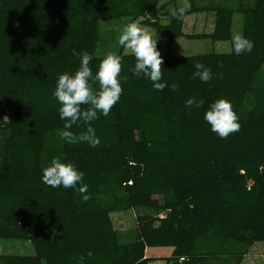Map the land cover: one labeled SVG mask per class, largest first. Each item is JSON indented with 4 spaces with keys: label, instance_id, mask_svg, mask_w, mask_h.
<instances>
[{
    "label": "trees",
    "instance_id": "trees-1",
    "mask_svg": "<svg viewBox=\"0 0 264 264\" xmlns=\"http://www.w3.org/2000/svg\"><path fill=\"white\" fill-rule=\"evenodd\" d=\"M158 1L0 0V238L33 248L0 254V264H78L81 255L84 264H148L150 247L172 249L166 264H240L264 241V0L203 7L190 0L182 14L166 13V25ZM204 10L213 12L212 30L184 34L183 17ZM235 12L254 42L250 52L168 53L161 82L169 87L156 91L133 74L135 56L121 47L122 95L107 117L91 122L99 145L59 137L58 77L79 68L73 49L93 57L95 74L101 20L148 15L141 23L166 34L169 49L181 36L230 40ZM196 62L212 70V80L192 78ZM193 97L204 105L186 108ZM219 98L231 102L241 124L226 139L204 120ZM55 156L84 173L87 202L75 189L42 182V166ZM126 210L137 212L136 223L122 239L110 214Z\"/></svg>",
    "mask_w": 264,
    "mask_h": 264
},
{
    "label": "clouds",
    "instance_id": "clouds-1",
    "mask_svg": "<svg viewBox=\"0 0 264 264\" xmlns=\"http://www.w3.org/2000/svg\"><path fill=\"white\" fill-rule=\"evenodd\" d=\"M180 14L183 9L179 10ZM177 11L172 10L171 15L177 16ZM118 43L135 56L136 63L131 69L134 75L143 74L151 82L154 90L163 91L169 85L161 82L163 78L164 63L160 51L157 49V40L142 29L137 23L126 24L118 38ZM234 52L239 55L250 52L254 42L246 38L242 33H234L231 37ZM73 55L80 58L79 68L74 74L64 72L59 75L53 96L60 104L59 116L64 120L63 128L58 130L59 137L70 144L86 142L92 147L99 145L100 140L96 136L91 122L99 119L98 113L107 117L119 101L123 88L118 79L121 71V57L115 52L109 51L100 60L97 71L93 74L90 62L93 57L87 52H77L73 49ZM196 71L192 78H199L202 82H209L213 78L212 70L201 62L194 65ZM99 85L98 89L94 85ZM172 91H177L179 85L171 83ZM87 105V108L82 106ZM204 105V100H196L194 97L185 101L186 108L195 106L197 109ZM204 120L211 126V131L221 139H226L230 134L238 132L241 128L239 117L233 109V105L225 98H219L210 104L205 111ZM79 122V123H78ZM73 125L84 130L74 133ZM42 182L52 188H72L82 195L84 202L91 197L87 194V185L83 183L84 173L79 171L71 162H62L61 156H55L47 166H42ZM79 185V187H78ZM61 235L63 233H60ZM57 232L52 229V240H55ZM89 251L87 256H92ZM84 255L79 257L78 264H84Z\"/></svg>",
    "mask_w": 264,
    "mask_h": 264
},
{
    "label": "rangeland",
    "instance_id": "rangeland-1",
    "mask_svg": "<svg viewBox=\"0 0 264 264\" xmlns=\"http://www.w3.org/2000/svg\"><path fill=\"white\" fill-rule=\"evenodd\" d=\"M248 0H245V2ZM195 7H203L213 4H224L227 6H235L238 4L237 0H192ZM190 0H159L158 15L159 21L162 24H168L169 19L166 13L172 10L183 11L188 10ZM145 17H120L117 19H103L100 21V31L102 42L99 46L98 53L104 56L105 53L112 51L117 53L121 50V45L118 43L119 35L123 27L131 22L137 23L142 29H146L151 35L153 40H157V49L160 51L161 56L165 57L168 53L175 56L196 55L204 54L211 51L215 52H230L234 51L230 40L211 42L210 39H190L184 36L178 37L173 40L169 49L166 45L167 35L157 33L151 26L141 23ZM182 32L186 35L210 32L213 28L214 17L213 12L204 10L199 12L188 13L183 17ZM243 17L240 13H234L231 24V37L234 33H242ZM123 54H131L130 50L122 48ZM114 228L122 234V239H127L128 231L135 226L136 211L126 210L121 212H113L110 214ZM170 247H150L147 248L145 253L148 257L154 258L148 264H166L164 258L170 256ZM33 248L30 242L22 240L4 239L0 238V254H32ZM240 264H264V241L255 242L244 256Z\"/></svg>",
    "mask_w": 264,
    "mask_h": 264
},
{
    "label": "built area",
    "instance_id": "built-area-1",
    "mask_svg": "<svg viewBox=\"0 0 264 264\" xmlns=\"http://www.w3.org/2000/svg\"><path fill=\"white\" fill-rule=\"evenodd\" d=\"M159 217H163L164 215L163 214H159L158 215ZM183 258H180L179 260L181 261Z\"/></svg>",
    "mask_w": 264,
    "mask_h": 264
},
{
    "label": "crops",
    "instance_id": "crops-1",
    "mask_svg": "<svg viewBox=\"0 0 264 264\" xmlns=\"http://www.w3.org/2000/svg\"><path fill=\"white\" fill-rule=\"evenodd\" d=\"M146 256H148L146 253H145Z\"/></svg>",
    "mask_w": 264,
    "mask_h": 264
}]
</instances>
